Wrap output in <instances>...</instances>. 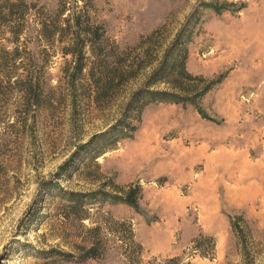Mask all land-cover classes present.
Returning a JSON list of instances; mask_svg holds the SVG:
<instances>
[{
  "label": "rangeland",
  "instance_id": "rangeland-1",
  "mask_svg": "<svg viewBox=\"0 0 264 264\" xmlns=\"http://www.w3.org/2000/svg\"><path fill=\"white\" fill-rule=\"evenodd\" d=\"M88 27L102 36L78 74L65 52ZM155 33L153 67L97 101L101 41L132 61ZM184 34L187 71L216 84L132 119L129 103ZM29 80L41 86L32 106ZM115 187L141 188L137 208ZM110 218L132 226L143 264H264V0H0V264H129ZM97 225L106 256L79 262Z\"/></svg>",
  "mask_w": 264,
  "mask_h": 264
},
{
  "label": "trees",
  "instance_id": "trees-1",
  "mask_svg": "<svg viewBox=\"0 0 264 264\" xmlns=\"http://www.w3.org/2000/svg\"><path fill=\"white\" fill-rule=\"evenodd\" d=\"M13 6V5H12ZM78 27L81 28L82 23L77 22ZM46 29V28H44ZM83 37H77L71 42V47L66 50L65 55L72 57V63L74 65L73 69L76 73L81 74L87 67L84 61L86 57L84 55V50L89 45H92L93 38L101 40V36L98 37V33L93 31L91 28L83 29ZM186 34L179 36L175 41V44L171 47V50L167 51L162 60V64L159 69H156L149 80L147 81L146 90L140 91V94H137L131 103H129L128 108L126 109L127 113L135 114L132 119L139 122L141 115L144 109L153 102L158 101H168V102H177L180 98H183L182 95L186 96H197L202 97L206 92L212 89L216 83H209L204 78L195 77L187 71V60H188V49L187 45L190 41L188 39L189 35ZM99 38V39H98ZM106 41L102 40L101 45H99L101 50V60L98 64L99 77L94 82L95 92L98 97L97 101L100 100L99 96H102L103 99H110L117 91L123 88L127 83L132 81L138 73H142L153 67L154 62L158 60L159 50L162 47V42L158 38V34L155 33L149 36L140 44V54L137 58L132 61L129 60L127 55L119 56L114 51H107ZM90 45V46H91ZM92 69L90 70L91 75ZM203 82L207 84L204 87L195 85L196 82ZM26 85L22 89L26 103L28 106L34 105L38 102V95L41 91L40 83H34L32 81H27ZM160 84L166 85L175 92H179L180 95L170 94V93H153L149 89L158 86ZM126 128H131L130 123ZM116 192L122 197V202L137 208L138 202L142 198V190L138 188L136 190H130L126 192L123 188L115 187ZM80 202V201H78ZM77 202V203H78ZM78 206L81 207L80 203ZM89 215L82 217L80 220H89ZM237 222H241L242 229ZM110 223L113 224V228L107 229L111 231L112 235L120 241L122 250L126 251V260L129 264H143V246L136 241L134 230L131 225L124 222H117L110 218ZM231 227L235 234L238 235V232L243 234V246L248 249V240L251 238V230L247 222L242 217H237L233 219ZM102 226H95L92 228H87V231L90 233V237L85 238L87 244L82 247L81 254L78 256L79 262L86 260H99L106 256L108 251V243L102 236ZM248 238V239H247ZM247 240V241H245ZM208 241L211 243V251L215 250V240L213 238H208ZM249 241V242H250ZM89 242V243H88ZM240 243V241H239ZM200 249L198 245L195 247ZM198 249V250H199ZM69 260V258H74L72 255H67L64 257ZM152 263V262H150ZM183 259L181 257L170 258L164 261V264H182Z\"/></svg>",
  "mask_w": 264,
  "mask_h": 264
}]
</instances>
